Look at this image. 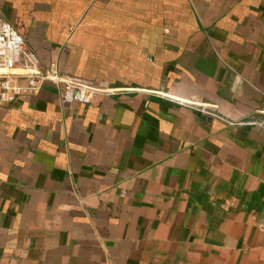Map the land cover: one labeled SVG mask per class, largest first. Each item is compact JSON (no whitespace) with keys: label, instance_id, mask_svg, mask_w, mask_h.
<instances>
[{"label":"crops","instance_id":"0c3cea01","mask_svg":"<svg viewBox=\"0 0 264 264\" xmlns=\"http://www.w3.org/2000/svg\"><path fill=\"white\" fill-rule=\"evenodd\" d=\"M0 17L97 90L0 103V264H264V0H0Z\"/></svg>","mask_w":264,"mask_h":264},{"label":"built area","instance_id":"2783aa9c","mask_svg":"<svg viewBox=\"0 0 264 264\" xmlns=\"http://www.w3.org/2000/svg\"><path fill=\"white\" fill-rule=\"evenodd\" d=\"M45 82L61 88L62 101L88 103L97 91L90 85L62 77L53 63L40 68L36 55L31 52L17 30L0 17V103H9L19 96L35 95ZM179 104L190 105L183 99L171 98ZM208 113L204 108L200 109Z\"/></svg>","mask_w":264,"mask_h":264}]
</instances>
